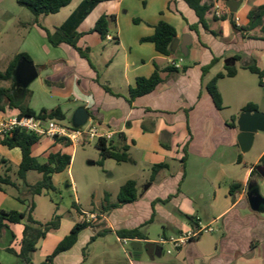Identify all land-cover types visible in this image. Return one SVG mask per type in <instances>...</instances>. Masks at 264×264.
Masks as SVG:
<instances>
[{
    "label": "crops",
    "instance_id": "0c3cea01",
    "mask_svg": "<svg viewBox=\"0 0 264 264\" xmlns=\"http://www.w3.org/2000/svg\"><path fill=\"white\" fill-rule=\"evenodd\" d=\"M136 1V4L129 5L130 8L125 7L124 0L101 2L84 18L77 28L80 37L76 48L85 57L66 44L53 47L46 35V30L52 31L60 26L81 0L51 27L41 23L40 16L38 24L32 17L29 22L20 23L21 29L17 30L22 45L10 61L25 53L38 75L23 88H19L21 86L14 78L11 82H0V87L9 88L17 104H26L35 112L59 108L63 120L72 126L75 110L84 107L89 114L87 122L93 121L100 133H113L112 144L127 147L129 159L126 163L139 167L141 172L137 179L131 177L123 182L135 181L136 200L107 211L102 209V202L97 209L85 210L72 184L66 185L73 195L69 205L71 211L67 212L66 220L59 216L58 228L38 241L34 253L40 251L45 260L77 223L84 222V213H95L98 218L81 230L76 242L55 256L52 264H85L90 257L86 252L96 245L100 256H106L107 261L103 264H119L120 253L126 255L128 252L124 239L157 243L161 238L176 237L184 230L203 228L211 230L200 232L197 238L179 250L166 252L168 257L165 260L163 247L160 256L150 254L153 259L143 252L134 254L133 258L125 256V260L128 264H264V210L252 211L247 200L249 184L264 198V178L253 183L249 181L252 166L264 154V144L256 153L248 154L251 147L242 152L237 143V120L243 107L252 103L257 111L264 113V77L258 80L256 75L242 67L241 61L232 60L239 56L264 70V16L260 26L248 29L247 14L254 9L244 8L248 0H240L233 14L228 11L227 1L222 4L218 0H201L202 4H213L205 17L208 30L198 26L194 31L189 26L196 25L198 17L185 0ZM63 11L65 7L53 15ZM101 15L115 16L105 39L91 31ZM222 15L225 17L221 18ZM231 15L236 26L243 31L232 28ZM159 21L175 28L179 44L182 39L190 40L181 69L170 65L183 56L179 48L172 55L164 56L152 43L140 41L153 34V26ZM214 58L217 62L203 73L202 68ZM225 66L235 67L236 74L217 80L222 99V109L218 110L206 85L218 73H225ZM155 68L160 70L162 82L150 93L129 101V90L135 86L136 78L151 76ZM102 85L107 86L113 95ZM3 107L0 119L18 116V109L8 108L6 102ZM233 117H236L234 122ZM259 137L264 138V132H255L253 140ZM65 143L40 137L32 147V155L40 162H45L43 155L49 153L75 158L77 145ZM0 147L4 149L0 156L4 172L0 176L9 177L15 184V187L2 186L0 211L25 212L27 202L32 200L34 217L35 197L40 195L30 197L26 189L21 195H14L5 188L21 189V181L16 175L21 162L20 150ZM160 164H166L167 169L154 174L152 167ZM64 171L52 175L54 190L47 191V194L52 195L58 190L56 178ZM29 173L25 176L28 184L41 178L40 175L30 182ZM110 176L112 174L108 173ZM141 178L147 184L144 187L137 181ZM236 184L238 188H231ZM106 193L109 202L116 203L118 192L114 196L104 192L103 200ZM169 196L165 203L157 202ZM91 204L94 206V202ZM184 216L191 217L195 226ZM153 225L159 231L151 236ZM23 228V223L7 224V229L0 235V248L18 253ZM135 228H139L142 239L117 235L120 231ZM97 233L101 235L91 241ZM109 236L113 237L116 246H111L109 240L107 242Z\"/></svg>",
    "mask_w": 264,
    "mask_h": 264
},
{
    "label": "trees",
    "instance_id": "16d2710c",
    "mask_svg": "<svg viewBox=\"0 0 264 264\" xmlns=\"http://www.w3.org/2000/svg\"><path fill=\"white\" fill-rule=\"evenodd\" d=\"M111 1V0H81L79 5L73 10V12L68 16V18L58 27H55L52 31L46 30L47 40L53 46L57 47L60 44H66L78 51L82 57H85V54L81 52L80 49L76 48L77 40L80 37V33L77 32L79 24L84 20V18L101 2ZM224 4L228 0H218ZM72 0H16V3L20 6L27 8L34 17V22L38 24V17L41 15H51L58 13L62 8L68 6ZM187 5L194 10L196 16L198 17V23L196 25H190L189 29L196 31L198 26L202 27L204 30H208L205 17L211 11L213 7L212 3L206 4L201 3V0H185ZM264 16V6H258L254 9H251L247 18L249 20L248 29L260 26L262 24V18ZM225 16L222 15L221 18ZM233 15L230 18V24L234 30L243 31V28H238L233 20ZM115 16L111 15H101L96 20L92 32L97 33L101 39H105L109 33V24L113 22ZM137 22V20H134ZM154 32L152 35L147 37H142L141 42H150L154 45L155 50L164 55L170 56L172 52L170 51V45L172 41L176 38L175 28L165 21H159L155 26H153ZM264 32V26H263ZM264 40V37L262 38ZM30 60L28 55L25 53L18 54L15 56L8 64L7 68L4 71H0V82H11L13 79V72L16 68L17 63L22 60ZM232 60L241 61L242 67L248 70L250 73L256 75L259 80L264 77V70H260L254 62L243 61L241 57L236 56ZM217 62V59L214 58L209 65L202 68V72L206 73L209 68ZM175 69V68H174ZM236 74V68L233 66H225V73H218L213 77L206 85V89L214 103L216 109H222V99L220 93L218 92L216 82L222 77H233ZM98 82L97 79H95ZM162 82L160 75V70L155 68L153 74L149 77H138L135 80V86L129 90V101L137 97L146 95L150 93L155 87ZM103 89L112 94L111 90L102 85ZM7 103V107L10 109H18V116H35L42 119H64L63 114L60 112L59 108L53 110L41 109L39 112H35L31 108L27 107L24 104H17L13 98L12 92L9 88L0 87V111L4 110L3 104ZM249 110L255 111L257 107L248 103L243 107L242 112ZM236 117L232 118L234 122ZM121 137V134H119ZM40 139L39 136L15 130L9 136H5L0 140V145L8 148H18L21 153V162L17 170V178L22 182L27 190V194L30 197L36 195H41L47 191H53L51 177L53 174L60 173L67 169L70 165L71 158L68 155L60 153H49L43 155L45 162H40L36 157L32 155V147ZM59 141V140H57ZM67 145V143H65ZM95 148L99 152V160L96 162L97 165L101 166L103 161L107 159H112L117 163L127 162L129 157L127 154V147L124 145L114 146L111 140H106L104 138H99L95 142ZM167 169L166 164H160L152 167V172L157 174L160 170ZM29 171H35L41 175V178L34 184H28L26 182L25 176ZM264 178V154L260 157L258 163L252 166L250 172V183H253L256 179ZM3 185H9L15 187V184L10 181L9 177L0 176V190H3ZM238 188L239 185H232L231 188ZM137 198V189L136 183L133 180H127L123 183L118 190L116 203L111 204L109 202V194H105L102 209L107 211L110 208H115L123 204L131 203ZM168 198L165 200H157V202L165 203ZM22 203H25V200L17 198ZM27 209L25 212L17 211H0V235L7 229V224L9 223H23V233L21 246L18 253L13 252L9 249L6 251L14 254L18 257L23 263L31 262V255L36 251V245L39 240L43 239L46 234L52 230H56L59 226L60 217L56 214L52 216L50 220L45 223H41L34 219V203L32 200L27 202ZM191 222L192 226H195V221L189 216H184ZM90 224L86 222L77 223L70 231V233L57 245L54 252L45 258L42 264H52V260L59 253H62L68 250L77 239L79 232ZM101 235L97 233L96 236L92 237L91 241L95 237ZM119 237L126 238H139L142 239L143 235L140 232L139 228L133 230H125L117 233Z\"/></svg>",
    "mask_w": 264,
    "mask_h": 264
},
{
    "label": "rangeland",
    "instance_id": "374dc122",
    "mask_svg": "<svg viewBox=\"0 0 264 264\" xmlns=\"http://www.w3.org/2000/svg\"><path fill=\"white\" fill-rule=\"evenodd\" d=\"M76 2H78V0H72V2L65 7V11L60 14L41 15L40 22L45 24L47 27H51V25L58 23L60 18L64 16L65 12H67L69 8H73ZM134 2L136 4L137 1L124 0L125 7L130 8L129 5ZM259 5H264V0H248L244 8H256ZM32 17L33 15L31 12L27 8L18 5L16 0H0V71L6 67L7 63L22 45V37L17 32V30L21 29L20 23L29 22ZM181 58L185 59L183 56H181ZM19 88L23 87L21 86ZM58 121L67 124V122L63 119ZM95 142L96 139H82L77 144V152L75 158H71L68 171H64L56 178L59 181L58 186H56L58 190H56L52 195L44 192L42 195L35 197L37 207L34 217L37 220H49L54 214L62 217L64 220L67 219V212L71 211L69 205L73 201V195L71 189L65 188L66 185L72 184L75 188V192L80 197L81 206L85 210L89 211L94 207L97 209L101 205V202L103 204L102 198L104 192H109L114 196L118 192L119 186L122 185L125 179H130L131 177H136L137 179V177H139L141 174L139 167L132 166L126 162L117 163L114 160L107 159V161L105 160L106 162L103 161L105 164L104 166L103 163L101 166L97 165L96 162L99 160V152L95 148ZM263 144L264 138L259 137L258 139H254L248 154L256 153V151L260 149ZM3 152L4 149L0 147V156ZM2 172H4V166L0 163V175H2ZM29 172L28 181L30 182L35 181L40 177V174L35 171ZM108 173H111L112 176L108 177ZM137 181L138 183H141L143 187L147 185L142 178ZM20 183L21 189H15L8 186H5V188L9 193L21 195L26 188L22 182ZM112 199L115 200V198ZM112 199L110 201H112ZM92 202H94V206L91 204ZM153 226L151 236L155 235L159 231L156 225ZM107 238V242L108 240L109 242H112V246V244H114L113 237L109 236ZM162 247L164 250L163 260H165L168 257L166 252L171 249V247L167 244ZM116 249L118 250V247H116ZM99 251L98 245L94 248H90L89 251L86 252L87 254L89 252L88 255H90V257L85 264L87 262L88 264H101V262L103 264L104 261H107L106 256H100ZM125 256H127V259L130 258L127 252L126 255L125 252L120 253L119 264H128L125 260ZM143 258H145V256ZM42 261H44V258L41 256L40 251H37L31 255V262L28 264H39ZM0 263L26 264L14 254H11L1 248Z\"/></svg>",
    "mask_w": 264,
    "mask_h": 264
},
{
    "label": "water",
    "instance_id": "95a60500",
    "mask_svg": "<svg viewBox=\"0 0 264 264\" xmlns=\"http://www.w3.org/2000/svg\"><path fill=\"white\" fill-rule=\"evenodd\" d=\"M240 0H229L226 2V6L230 14L236 12ZM190 44L182 39L181 44L179 40L175 38L171 45L170 51L172 53L176 52L179 48L181 54L186 57L187 49ZM38 75L36 67L28 60H20L13 72V78L22 87H26L30 82H32ZM89 114L84 107H79L75 110L72 118V124L74 127L83 126L88 120ZM239 134L237 136V143L242 152H246L251 147L254 134L257 131L264 132V113L246 110L242 112L237 120ZM247 200L249 207L252 211L260 212L264 210V198L256 191L252 184L248 185L247 188ZM128 256L130 258L134 257V254L140 255L145 253L149 255L153 253L156 256H160L162 253V246L153 242H141L129 240L128 243ZM153 259V256H150Z\"/></svg>",
    "mask_w": 264,
    "mask_h": 264
},
{
    "label": "built area",
    "instance_id": "2783aa9c",
    "mask_svg": "<svg viewBox=\"0 0 264 264\" xmlns=\"http://www.w3.org/2000/svg\"><path fill=\"white\" fill-rule=\"evenodd\" d=\"M216 16H220L219 11L216 12ZM182 61L183 59L180 57L176 61H172L170 65L175 69H181ZM15 130L33 133L39 137H46L53 141L62 140L73 146L77 145L82 139L97 140L104 138L111 140L113 136L111 132L100 133L93 121H88L80 127H73L54 118L42 119L35 116H11L0 119V140L5 136H9ZM82 216L83 221L86 223H90L98 218V215L95 213H84ZM208 230H211V228L184 230L176 237L168 239L161 238L157 244L160 246L165 244L169 245L171 249L167 250V253H171L197 238L200 232H206ZM128 241L126 239L123 240L124 244H127Z\"/></svg>",
    "mask_w": 264,
    "mask_h": 264
}]
</instances>
